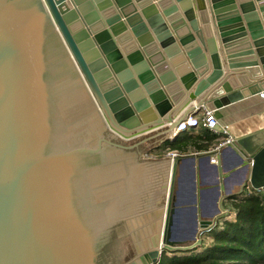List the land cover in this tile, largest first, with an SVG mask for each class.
<instances>
[{"label": "water", "instance_id": "95a60500", "mask_svg": "<svg viewBox=\"0 0 264 264\" xmlns=\"http://www.w3.org/2000/svg\"><path fill=\"white\" fill-rule=\"evenodd\" d=\"M263 91L264 0H0V264H105L120 222L125 264L196 250L177 241L180 157L165 204L146 203L152 139L115 133L155 136L191 103L225 125ZM237 146L263 190L264 130Z\"/></svg>", "mask_w": 264, "mask_h": 264}, {"label": "crops", "instance_id": "0c3cea01", "mask_svg": "<svg viewBox=\"0 0 264 264\" xmlns=\"http://www.w3.org/2000/svg\"><path fill=\"white\" fill-rule=\"evenodd\" d=\"M192 105L194 103L177 116L178 122L174 127L165 124L155 132V136L145 134L136 143L139 145L148 138L152 139L139 148V157L144 158L142 163L152 169L154 180L157 181V190L154 193L156 200L152 202L159 201L163 194H168L166 185L170 169L173 171V161L167 154L170 151L179 154L174 197L176 208L182 212L176 218L175 224L179 228L177 241H187L186 245L195 243L199 234L194 220H212L222 213L235 214L229 199L242 197L245 191L251 189L252 173V159L241 152L237 145L224 149L219 163L212 164V156L208 151L215 144L216 137L208 130L199 127L179 135L174 133L178 123L187 117H201L202 113L199 111L197 114L194 112L188 115L187 110ZM221 112L225 125L231 126L237 139L264 130V98L260 95L233 103ZM151 156L154 160L147 161ZM151 210H156V207ZM162 227L163 225L161 230Z\"/></svg>", "mask_w": 264, "mask_h": 264}, {"label": "trees", "instance_id": "16d2710c", "mask_svg": "<svg viewBox=\"0 0 264 264\" xmlns=\"http://www.w3.org/2000/svg\"><path fill=\"white\" fill-rule=\"evenodd\" d=\"M229 202L235 220L226 221L222 230L211 235V245L198 253L191 250L172 257L166 253L159 264H264V200L259 194L232 198ZM131 241L126 223L120 222L106 244V253L114 249V254L104 259L105 264H125L130 259Z\"/></svg>", "mask_w": 264, "mask_h": 264}, {"label": "built area", "instance_id": "2783aa9c", "mask_svg": "<svg viewBox=\"0 0 264 264\" xmlns=\"http://www.w3.org/2000/svg\"><path fill=\"white\" fill-rule=\"evenodd\" d=\"M261 98H264V93L260 94ZM201 112V117L191 115L187 117L185 120L181 121L178 123L176 126V129L174 131L175 134L179 135L191 130L198 129L199 127H202L209 132H211L215 137H216V142L215 144L211 147V149L208 151L209 154H211V163L212 164H218L219 163V158L223 152L224 149L232 147L237 145V137L233 134L232 128L230 125H221L219 120L216 118L214 111H210L208 109H198L195 108L194 112L197 114ZM193 112V113H194ZM115 133V132H114ZM120 139L126 141V142H134L138 141L140 138H143V135H137L132 139H127L120 134H116ZM147 136L149 134H146ZM179 156L177 152H172L170 151L167 154V157L173 161ZM148 158H153L148 157ZM231 215H226L225 213H222L219 217H215L213 219V224L210 226L208 230H205V233L209 231L212 228H215V230H222L224 228L225 222L230 220ZM204 241L202 237L198 236L195 243H193V246H195L197 249L200 247H203ZM202 249V248H201ZM199 249V250H201Z\"/></svg>", "mask_w": 264, "mask_h": 264}, {"label": "rangeland", "instance_id": "374dc122", "mask_svg": "<svg viewBox=\"0 0 264 264\" xmlns=\"http://www.w3.org/2000/svg\"><path fill=\"white\" fill-rule=\"evenodd\" d=\"M108 135L110 136V133ZM139 159H140V161L142 163L143 158H139ZM153 160H154L153 158H148L147 159V161H153ZM156 190H157V181L154 180L153 181V184H152V186L150 188V191L148 193V199L146 200V203H152V201L156 200L155 197H154V193L156 192ZM259 194H260V197L264 200V189L263 190H255L251 186V189H249V191H245L241 195L242 197H240V198L248 197V195L251 196V195H259ZM166 198H167V195L165 193L161 197V201H162V204L163 205L165 204ZM148 209L151 210V207L149 206ZM235 216H236L235 214L234 215H231L230 221H234L235 220ZM194 218H195V214H194ZM215 231H217V230H215V228H212L209 231H207L208 234H206L205 233V230H199L198 236L202 237V239L204 241V245H203V247H200L199 248V249L202 248L201 250H199V249L196 248V250H193V251H196L197 253L200 252V251L202 252L203 249H205L207 246L211 245L212 244V239L210 237H211V235L214 234ZM189 246H193V244L185 245L184 247H189ZM179 252H183V251H179ZM196 252H193V253H196ZM173 255H176V254L175 253L174 254L168 253V256H170V257H172ZM180 255H182V254H180ZM136 257H137V247L134 246V250H133V253H132V256H131V260L130 261H133Z\"/></svg>", "mask_w": 264, "mask_h": 264}, {"label": "bare ground", "instance_id": "6f19581e", "mask_svg": "<svg viewBox=\"0 0 264 264\" xmlns=\"http://www.w3.org/2000/svg\"><path fill=\"white\" fill-rule=\"evenodd\" d=\"M170 177H169V181H168V183H167V185L166 186H168V193H169V189H170V185H171V177H172V169H170Z\"/></svg>", "mask_w": 264, "mask_h": 264}]
</instances>
